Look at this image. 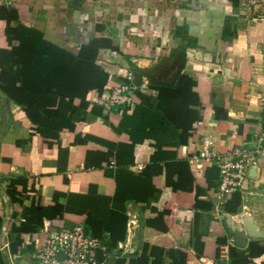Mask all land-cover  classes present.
Listing matches in <instances>:
<instances>
[{
    "label": "crops",
    "instance_id": "crops-1",
    "mask_svg": "<svg viewBox=\"0 0 264 264\" xmlns=\"http://www.w3.org/2000/svg\"><path fill=\"white\" fill-rule=\"evenodd\" d=\"M2 6L18 11L12 26L75 55L99 43L93 62L78 65L87 75L81 92L89 90L88 106L75 98L74 129H62L52 145L34 135L25 151L15 146L33 123L0 88V264H36V237L76 223L103 241L104 264H231V246L250 255V264H264V236L254 234L264 233V156L249 168L245 188L221 199L220 168L202 155L205 139L222 155L256 145L264 99V20L256 15L264 0H0ZM6 28L0 18V49L19 44L9 42ZM130 70L150 80L134 106L96 103ZM181 74L198 94L184 110L192 120L188 135L160 108L156 87L174 86ZM4 145L12 146L4 152ZM10 175L27 179L15 199ZM242 230L249 232L238 245Z\"/></svg>",
    "mask_w": 264,
    "mask_h": 264
},
{
    "label": "trees",
    "instance_id": "trees-1",
    "mask_svg": "<svg viewBox=\"0 0 264 264\" xmlns=\"http://www.w3.org/2000/svg\"><path fill=\"white\" fill-rule=\"evenodd\" d=\"M0 18L7 22L6 34L9 42L19 41V44L11 49H0V59H6L4 60L6 63L0 61V88L10 96L12 101L24 108L27 117L33 123L29 138L17 140L15 146L25 151L29 140L34 135L45 138L47 143L52 145L62 129L65 127L74 129L71 121L77 109L74 103L75 98L81 99L80 106H88L89 90L81 92L87 75L78 73V70L83 68V65L79 68L78 65L93 62L89 59L97 55L98 50L95 52L94 45L99 41L82 47L80 53L75 55L46 40L42 34H37L38 32L34 33L36 34L34 36L26 27L12 26L11 23L18 19L16 9L0 7ZM91 51L92 54L89 55ZM61 62H63L62 70ZM9 63L11 65H6ZM194 85L195 81L192 78L181 74L174 86H156L159 89L160 108L171 122L183 129V135L189 134L192 123V120L187 121L184 110L191 111L192 96L198 98V94L193 91ZM140 91L142 92V90L136 91V98ZM9 146L12 145H4V152ZM3 156L6 161L13 160L9 154ZM10 176L8 191L15 199L18 185L27 189V179L20 175ZM229 252L231 264L251 263V256L241 257L235 247L231 246ZM261 252H264V248Z\"/></svg>",
    "mask_w": 264,
    "mask_h": 264
},
{
    "label": "built area",
    "instance_id": "built-area-1",
    "mask_svg": "<svg viewBox=\"0 0 264 264\" xmlns=\"http://www.w3.org/2000/svg\"><path fill=\"white\" fill-rule=\"evenodd\" d=\"M254 4L257 0H251ZM251 15V13H250ZM257 19L264 20V12L256 15ZM150 80L142 77L138 85L135 82V71L130 70L125 79L113 89L98 99L104 109L115 106H134L136 103V91L146 90ZM256 145H238L227 154L222 155L213 148V141L205 139L202 147V155L211 162L218 164L220 168L219 195L225 199L228 194L245 188L249 168L257 164L258 159L264 156V99L262 104L261 128L255 135ZM139 170L143 165H137ZM106 250V246L99 237L88 234L83 223H76L73 227H61L49 229L44 239L36 237L33 257L36 264H104L98 258V251ZM204 264H227L224 260L213 262L204 259Z\"/></svg>",
    "mask_w": 264,
    "mask_h": 264
},
{
    "label": "water",
    "instance_id": "water-1",
    "mask_svg": "<svg viewBox=\"0 0 264 264\" xmlns=\"http://www.w3.org/2000/svg\"><path fill=\"white\" fill-rule=\"evenodd\" d=\"M142 73L140 72H135V82L140 85L141 82H142ZM169 84V83H168ZM247 229V228H246ZM248 231V230H246ZM245 230H242V231H237L236 235L234 236V240L236 242V244L238 245H243L245 244V241H246V236H245ZM249 232V231H248ZM250 234H253L252 232ZM255 235H260V236H264V233H254Z\"/></svg>",
    "mask_w": 264,
    "mask_h": 264
}]
</instances>
